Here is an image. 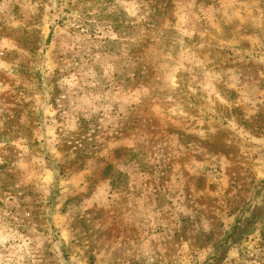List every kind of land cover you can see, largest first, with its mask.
<instances>
[{
	"label": "rangeland",
	"instance_id": "374dc122",
	"mask_svg": "<svg viewBox=\"0 0 264 264\" xmlns=\"http://www.w3.org/2000/svg\"><path fill=\"white\" fill-rule=\"evenodd\" d=\"M0 264H264V0H0Z\"/></svg>",
	"mask_w": 264,
	"mask_h": 264
}]
</instances>
